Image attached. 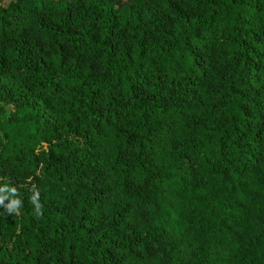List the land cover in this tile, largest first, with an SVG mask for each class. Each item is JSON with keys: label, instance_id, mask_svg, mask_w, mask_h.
I'll use <instances>...</instances> for the list:
<instances>
[{"label": "trees", "instance_id": "trees-1", "mask_svg": "<svg viewBox=\"0 0 264 264\" xmlns=\"http://www.w3.org/2000/svg\"><path fill=\"white\" fill-rule=\"evenodd\" d=\"M0 264H264V0H0Z\"/></svg>", "mask_w": 264, "mask_h": 264}]
</instances>
